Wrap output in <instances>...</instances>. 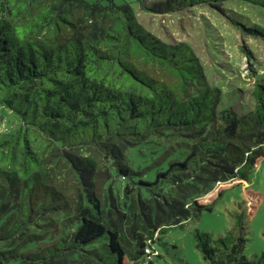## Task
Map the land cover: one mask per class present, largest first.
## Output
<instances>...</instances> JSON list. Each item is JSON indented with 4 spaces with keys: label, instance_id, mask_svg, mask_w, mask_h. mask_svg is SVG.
<instances>
[{
    "label": "trees",
    "instance_id": "obj_1",
    "mask_svg": "<svg viewBox=\"0 0 264 264\" xmlns=\"http://www.w3.org/2000/svg\"><path fill=\"white\" fill-rule=\"evenodd\" d=\"M223 1L139 3L224 13ZM229 19L264 40L262 26ZM258 81L237 112L192 47L162 41L129 3L0 0V111L12 117L0 130V264H156L167 227L211 211L264 157ZM243 196L252 217L261 195ZM241 228L196 229L195 247L211 264H264L243 254Z\"/></svg>",
    "mask_w": 264,
    "mask_h": 264
},
{
    "label": "rangeland",
    "instance_id": "obj_2",
    "mask_svg": "<svg viewBox=\"0 0 264 264\" xmlns=\"http://www.w3.org/2000/svg\"><path fill=\"white\" fill-rule=\"evenodd\" d=\"M164 1L144 0L146 5ZM114 2L129 3L143 26L162 41L188 43L200 58L209 83L221 87L225 102H229L235 111L253 107V86L260 82L259 79H264V40L247 35L241 37L238 27L229 17L239 25L256 24L264 28V9L242 0H224L221 4L224 13L206 2L184 10L154 12L141 8L139 0ZM242 43L248 52L241 49ZM11 120L10 114L0 111V130L11 126ZM245 188L256 190L261 195L252 217L243 196ZM192 214V218L182 226H169L164 230L163 243L156 244L162 254L155 259L156 264H211L195 247L194 231L198 229L213 236L223 235L234 226L235 220L242 226L241 232L245 237L243 254L249 260H256L264 252V157L248 172L243 184L223 192L211 211H194ZM14 262L12 259L8 261L9 264Z\"/></svg>",
    "mask_w": 264,
    "mask_h": 264
},
{
    "label": "built area",
    "instance_id": "obj_3",
    "mask_svg": "<svg viewBox=\"0 0 264 264\" xmlns=\"http://www.w3.org/2000/svg\"><path fill=\"white\" fill-rule=\"evenodd\" d=\"M145 251H146V252H150V248H149V247H146V248H145Z\"/></svg>",
    "mask_w": 264,
    "mask_h": 264
}]
</instances>
